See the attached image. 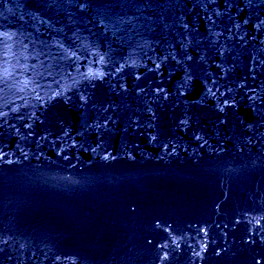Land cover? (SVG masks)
<instances>
[{"label": "water", "instance_id": "obj_1", "mask_svg": "<svg viewBox=\"0 0 264 264\" xmlns=\"http://www.w3.org/2000/svg\"><path fill=\"white\" fill-rule=\"evenodd\" d=\"M0 264H264V0H0Z\"/></svg>", "mask_w": 264, "mask_h": 264}]
</instances>
